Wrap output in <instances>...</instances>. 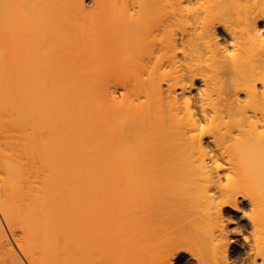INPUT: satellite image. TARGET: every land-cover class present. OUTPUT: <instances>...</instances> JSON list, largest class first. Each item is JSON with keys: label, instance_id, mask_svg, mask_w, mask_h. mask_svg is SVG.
I'll use <instances>...</instances> for the list:
<instances>
[{"label": "bare ground", "instance_id": "bare-ground-1", "mask_svg": "<svg viewBox=\"0 0 264 264\" xmlns=\"http://www.w3.org/2000/svg\"><path fill=\"white\" fill-rule=\"evenodd\" d=\"M239 238L264 264V0H0V264Z\"/></svg>", "mask_w": 264, "mask_h": 264}, {"label": "rangeland", "instance_id": "rangeland-1", "mask_svg": "<svg viewBox=\"0 0 264 264\" xmlns=\"http://www.w3.org/2000/svg\"><path fill=\"white\" fill-rule=\"evenodd\" d=\"M220 33H222V32H220ZM223 34V33H222ZM235 221H238V220H235ZM232 222V221H231ZM234 223V222H233ZM243 228V230H245V227H242ZM236 228H234V227H231V226H228V228H227V230L230 232V231H234ZM244 248V249H243ZM235 250V251H234ZM247 251V249L243 246V244H241V238H239L238 239V242L234 245V249L232 248V250L230 249V254L231 255H234V256H232V260H234V261H236V260H238V258L237 257H240L239 258V260L237 261V264H242L243 262H244V259L247 257L246 255V252ZM244 252H246L245 254H244ZM241 258H243V260H241ZM250 259V257L248 256L247 257V260H249ZM246 260V259H245ZM246 260V261H247ZM180 262H176V264H186L187 262L184 260V259H181V260H179Z\"/></svg>", "mask_w": 264, "mask_h": 264}]
</instances>
